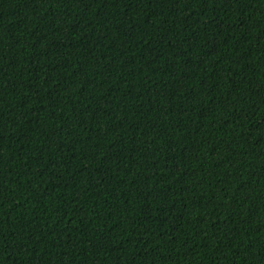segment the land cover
Wrapping results in <instances>:
<instances>
[{
	"label": "trees",
	"instance_id": "1",
	"mask_svg": "<svg viewBox=\"0 0 264 264\" xmlns=\"http://www.w3.org/2000/svg\"><path fill=\"white\" fill-rule=\"evenodd\" d=\"M0 264H264V0H0Z\"/></svg>",
	"mask_w": 264,
	"mask_h": 264
}]
</instances>
